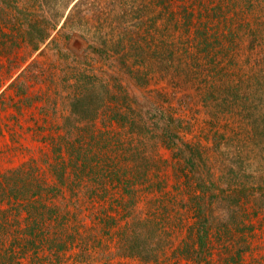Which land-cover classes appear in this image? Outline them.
<instances>
[{
    "label": "trees",
    "instance_id": "obj_1",
    "mask_svg": "<svg viewBox=\"0 0 264 264\" xmlns=\"http://www.w3.org/2000/svg\"><path fill=\"white\" fill-rule=\"evenodd\" d=\"M258 1L188 2L210 5L216 18L195 44L204 53L205 102H216L202 145L183 138L190 121L158 99H166L162 92L137 96L96 73L100 67L93 56L106 60L110 54L107 43L94 41L97 33L84 19L91 18L92 11L83 7L91 0H0V57L6 61L0 67L7 64L0 81L2 105L10 87L26 95L25 77L37 50L48 46L60 59L61 72L78 74L68 80L73 88L66 95V113L48 128L54 132L42 135L51 147L45 167L27 161L0 172V264H22L25 256L29 263L42 258L56 264L68 214L85 207L107 218L104 233L114 250L94 256L105 264H112L115 254L142 264H264L260 244L252 243L264 231V19L261 9H253ZM92 7L102 8L99 0ZM244 11L251 21L243 19ZM93 18L98 21L99 15ZM241 32L258 59L247 73L238 70L234 76V57L226 60V53L239 50ZM175 64L179 76H190L188 61V69ZM226 77L231 84L223 83ZM221 117L228 120L223 124ZM159 146L168 159L158 155ZM166 168L172 187L182 185L177 194L166 190L161 174ZM146 193L153 197L141 210L137 204ZM176 202L190 226L189 235L177 242L170 236L181 221L169 217L177 212ZM81 258L80 264L90 262Z\"/></svg>",
    "mask_w": 264,
    "mask_h": 264
},
{
    "label": "rangeland",
    "instance_id": "obj_2",
    "mask_svg": "<svg viewBox=\"0 0 264 264\" xmlns=\"http://www.w3.org/2000/svg\"><path fill=\"white\" fill-rule=\"evenodd\" d=\"M99 1L102 8L98 11L92 7L93 0L83 6H88L92 11L88 12L91 21L87 17L84 19L87 25L91 26L92 33H97L93 36L94 41L107 43L106 49L110 54L106 60H102L100 56H93L95 65L100 67L96 73L101 75L106 84L119 85L120 90L131 91L137 96L143 94L145 97L151 95L155 98L156 94L162 92L166 99H158L164 104L172 103L173 113L176 116H184L186 123L190 121L183 138L205 145L209 136L211 112L215 111L216 102L211 99L205 102V82H202L205 79V70L202 69L205 68L202 58L204 53L199 52L195 44L197 39H200L199 33L205 31V24L216 19L211 15L210 5L202 8L200 4L193 2L191 7L188 4L189 0ZM222 3L233 6L234 0H222ZM256 8L261 9L263 12L261 18L264 19V0L254 3L253 9ZM94 13L99 15L98 21H94ZM242 15L243 19L252 20L249 12L244 11ZM241 33L243 36L237 42L239 50L233 53L228 49L226 53V56L228 55L226 60L234 57L231 69L234 76L238 70L247 73L258 59L255 50L247 48V40L244 33ZM30 58H32L30 61L34 62L30 63L33 64L32 73L28 72L25 77L28 85L26 95L25 92L17 94L15 86L10 87L5 90L6 104L0 103V172L18 167L27 161H34L39 167H45L43 159L50 157L51 147L42 135L47 133V130L54 132L48 128L60 119V115L66 113V95L73 88L69 86L68 80L72 81L70 77L74 74L61 72L60 59L53 56L48 46L37 50ZM224 59L225 57L222 60ZM187 61L190 65L188 71L190 76L184 74L179 76L177 72L181 73L175 63L178 62L179 67L188 69ZM0 62L6 61L0 57ZM6 65L0 67V81L6 77ZM227 78L222 79L223 83L231 84V80ZM217 83L219 85V82ZM24 96L27 98L22 99ZM48 117L53 118L46 119ZM220 120L224 124L228 118L221 117ZM157 153L161 157L169 158L163 147L159 146ZM161 174L168 182L166 190L170 189V194H177L182 185L179 184L180 187L177 189L172 187L171 170L166 168ZM150 197H153L150 193L142 194L137 207L145 210L146 200ZM67 205L73 208L71 204ZM98 208L104 209L102 206ZM175 208L177 212L170 211L169 217L176 216L177 219L179 216L181 226L172 228L170 237L177 242L185 235H189L190 226L187 225L189 220L185 221L186 215L179 203L175 204ZM81 209L80 212L75 210L72 212L70 209L72 213L68 214L65 222L67 232L64 234V246L60 250L61 255L56 264H60L64 259L71 264H80V260L84 259L81 258L82 255H86L90 261L87 264H105L99 257L94 256L114 250L115 244L111 242L109 234L104 233L107 218L102 216L103 213L88 207ZM67 233L73 238H68ZM81 236L85 237H83L85 242L79 241L82 239ZM94 239L99 242H94ZM252 243L260 244L258 248L262 249L257 248V251L264 255V231L257 239L252 238ZM78 249L82 251L77 253ZM253 253L255 254L256 250ZM112 259V264H142L137 258L121 257L118 254ZM38 261L29 263L25 256L22 264H44L45 260L39 258Z\"/></svg>",
    "mask_w": 264,
    "mask_h": 264
}]
</instances>
